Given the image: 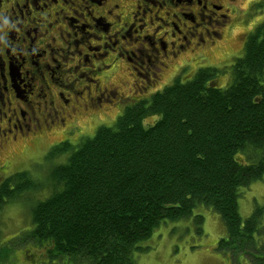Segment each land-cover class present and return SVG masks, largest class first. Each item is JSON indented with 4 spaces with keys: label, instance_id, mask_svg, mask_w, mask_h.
Segmentation results:
<instances>
[{
    "label": "trees",
    "instance_id": "obj_1",
    "mask_svg": "<svg viewBox=\"0 0 264 264\" xmlns=\"http://www.w3.org/2000/svg\"><path fill=\"white\" fill-rule=\"evenodd\" d=\"M231 69L227 89L211 83L217 69H200L188 82L178 79L126 108L93 138L53 147L47 161L67 158L45 181L27 171L5 181L0 211L47 183L53 190L30 207L22 240L0 244V264L11 262L13 241L34 243L50 259L69 264H135L138 245L164 220L192 216L199 205L224 222L227 234L218 248L230 245L264 264V241L257 237L264 206L244 221L238 199L241 188L264 177V23ZM195 219L203 223L202 216ZM260 245L262 257L251 252Z\"/></svg>",
    "mask_w": 264,
    "mask_h": 264
},
{
    "label": "flooded vegetation",
    "instance_id": "obj_2",
    "mask_svg": "<svg viewBox=\"0 0 264 264\" xmlns=\"http://www.w3.org/2000/svg\"><path fill=\"white\" fill-rule=\"evenodd\" d=\"M255 4L0 0V186L23 172L11 170L18 147L71 143L83 134L81 122L108 105L147 101L167 75L178 81L207 61L204 52L225 41Z\"/></svg>",
    "mask_w": 264,
    "mask_h": 264
},
{
    "label": "rangeland",
    "instance_id": "obj_3",
    "mask_svg": "<svg viewBox=\"0 0 264 264\" xmlns=\"http://www.w3.org/2000/svg\"><path fill=\"white\" fill-rule=\"evenodd\" d=\"M256 4L250 11L244 12L243 16L234 23V28L227 39L216 47H212L204 52L207 59L186 70L185 75L180 78L181 82H188L193 75L200 69L218 68L220 71L217 76L212 78V84L220 89H227L233 84L232 65L238 58H242L245 53L246 32H252L254 28L264 23V0H255ZM258 26V27H259ZM248 32V33H249ZM213 66V67H212ZM189 75V76H187ZM170 75L165 77L164 81L157 90H162L172 84L169 81ZM135 98V96H131ZM127 103V102H126ZM107 106V109L98 116L93 117L91 121L83 120L80 129L83 134L78 137L74 134L71 138V144L77 146L83 138H93L101 126H114L117 119L126 109V105ZM125 105V106H124ZM160 116H149L143 120V126L148 127L154 124ZM52 141V140H51ZM50 140L47 142L51 143ZM46 142V141H45ZM53 147L43 146L41 143L35 145H21L17 153L11 154V170L29 171L30 175L38 181H45L49 169L53 165L62 164L67 155L56 158L55 161H47ZM24 168V169H23ZM39 191H31L20 196L15 202L3 206L0 211V244L11 241V239H20L31 224V206L42 200H45L53 190L50 184ZM239 209L242 220L247 218L255 211L258 206H264V177L248 185L247 188L240 189ZM192 216L182 220H164L161 225L153 231L152 236L142 241L138 246L142 251H135L133 257L135 264H259L249 254L239 253L238 249L230 245L224 248H218V240L224 238L227 234L224 222L220 215L209 207L199 205L193 211ZM203 217V223L196 221L195 216ZM257 237L264 241V221L259 228ZM14 253L10 263L4 264H69L70 259L61 258L58 260L50 259L46 256L45 249L38 245L24 244L21 241H13ZM262 245L256 247L253 251L258 257H262ZM258 251V254H257ZM45 254V256H43ZM70 260V261H69Z\"/></svg>",
    "mask_w": 264,
    "mask_h": 264
}]
</instances>
